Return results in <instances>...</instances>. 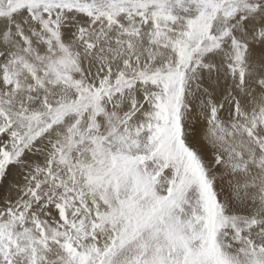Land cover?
I'll return each mask as SVG.
<instances>
[{"label": "snow or ice", "instance_id": "obj_1", "mask_svg": "<svg viewBox=\"0 0 264 264\" xmlns=\"http://www.w3.org/2000/svg\"><path fill=\"white\" fill-rule=\"evenodd\" d=\"M0 264H264V0H0Z\"/></svg>", "mask_w": 264, "mask_h": 264}]
</instances>
